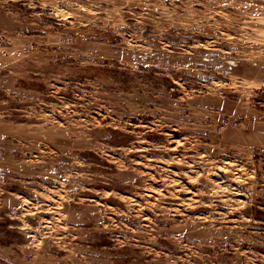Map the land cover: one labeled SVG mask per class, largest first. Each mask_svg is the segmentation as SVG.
<instances>
[{
	"label": "rangeland",
	"instance_id": "obj_1",
	"mask_svg": "<svg viewBox=\"0 0 264 264\" xmlns=\"http://www.w3.org/2000/svg\"><path fill=\"white\" fill-rule=\"evenodd\" d=\"M0 264H264V0H0Z\"/></svg>",
	"mask_w": 264,
	"mask_h": 264
}]
</instances>
